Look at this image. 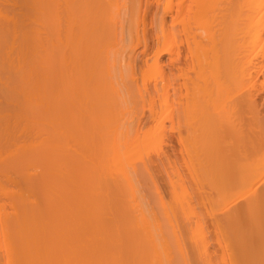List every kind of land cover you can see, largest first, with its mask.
I'll return each mask as SVG.
<instances>
[{"label":"bare ground","instance_id":"obj_1","mask_svg":"<svg viewBox=\"0 0 264 264\" xmlns=\"http://www.w3.org/2000/svg\"><path fill=\"white\" fill-rule=\"evenodd\" d=\"M187 1L178 0L184 12ZM245 2L251 37L245 55L251 56L250 68L264 67V0ZM0 4V82L9 104L0 111V264H264V117L252 99L246 100L248 94L241 101L249 116L236 132L231 129L234 134L228 133L233 139L231 167L215 163L217 148L208 129L204 137L209 142L199 147V160L192 164L199 161L201 184L223 186L216 204L219 216L210 223L218 257L206 247L208 237L201 227L196 239L188 225L181 235L161 224L155 232L148 213L134 214L129 221L133 213L123 216V197L109 194L121 191V183L110 189L101 180L93 181L94 175L105 181L109 175H125L123 162L129 152L123 151V130L138 132L137 124L124 126L117 113L123 105V85L130 93L123 72L133 71L137 45L145 42L146 49L149 43L139 33L140 0ZM172 7L173 0H168L164 15ZM226 17L221 33L209 36L220 38L216 57L227 70L237 65V56L234 21ZM191 21L183 13V32L188 35ZM175 36L162 17L155 63L172 51ZM164 104L169 105L168 97ZM188 109V102L179 107L181 122ZM77 131L112 135L77 140ZM75 146L96 157L93 170L87 158L77 157ZM224 179L231 180L227 188ZM134 222L136 227H127ZM189 232L197 240L190 242L198 244L199 239L203 247L184 244Z\"/></svg>","mask_w":264,"mask_h":264},{"label":"rangeland","instance_id":"obj_2","mask_svg":"<svg viewBox=\"0 0 264 264\" xmlns=\"http://www.w3.org/2000/svg\"><path fill=\"white\" fill-rule=\"evenodd\" d=\"M245 1L188 0L186 4L188 12H184L178 0H173L171 11L164 15L168 0H140L142 11L139 33L142 36L146 35L149 43L146 49L145 42L137 45L132 53L133 71L123 72L130 93L123 85V105L117 113L124 126L131 124L136 127L137 124L138 132L123 130V151L129 152L128 159L124 158L123 162L125 175L122 178L109 175L108 181L98 175L93 177V181L101 180L103 185L108 187L112 185V188L119 187L115 184L121 183V191L114 189L110 191L113 194H109L123 197V216L129 217L133 213L131 217H134V214L140 216L141 212L148 213L149 219L151 217L149 222L155 232L158 231L156 227L158 228L160 224L165 230L176 231L178 235L192 227L196 239L200 235L198 227H201L208 237L207 242L204 241L207 243L206 247L209 246L218 257L221 252L210 233L212 228L210 223L214 216H219L216 204L223 186L219 183L201 184L197 151H201L199 147H203V144L206 147L209 142L204 137L209 130L211 143L217 148L215 163L224 166L222 162H225V165L231 167L230 149L233 139L228 137V133H232V130L236 132L235 128L239 129L249 116L241 96L248 94L246 100L252 99L255 103L251 102L256 104L254 106L256 111L264 117V67L257 65L250 68L251 56L246 58L245 55L248 46H251ZM183 13L192 17L189 35L183 32ZM223 15H227L226 19L229 21L231 19L234 21L232 44L234 55L236 53L237 56V65H231L227 70L218 64L216 57L221 48L220 38L209 36L221 33V26L225 20L222 18ZM162 17H165L166 29H175L178 36H175L172 42V51L155 63L156 50L159 48L157 31ZM262 38L264 39V25ZM200 41L202 45L198 47L197 42ZM0 86V111L3 113L7 109L4 107L8 103L6 100L8 94L4 93L1 82ZM142 95L144 100L140 98ZM164 97H168L169 105L164 104ZM186 102L189 103V109L181 122L179 107ZM240 102L244 103L243 107ZM95 116L98 117L97 114ZM77 132L75 135L77 140L86 136L100 138L112 135ZM74 149L80 160L88 159L89 169L93 170L96 157L82 153L78 146ZM196 158L198 163L196 169L193 168L197 172H194L192 164L196 163ZM2 182L4 185L7 184L4 180ZM230 182V179H224L225 187ZM173 191H176L175 194ZM237 200H233L231 206L235 205ZM133 217H129L128 220H133ZM214 222L215 220L212 223ZM186 225L190 227L185 228ZM127 227H136V224L134 222ZM191 237L185 236L184 240V244L189 248L195 243H191V239L197 242ZM199 239L198 244L193 246L198 247L199 244L202 246ZM201 250L204 251L205 248ZM226 263L229 264V261Z\"/></svg>","mask_w":264,"mask_h":264}]
</instances>
